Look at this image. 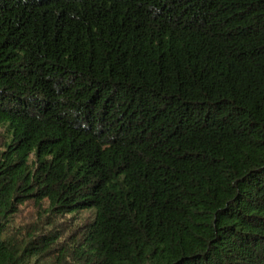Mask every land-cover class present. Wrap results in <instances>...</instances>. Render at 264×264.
Returning <instances> with one entry per match:
<instances>
[{"label":"trees","instance_id":"16d2710c","mask_svg":"<svg viewBox=\"0 0 264 264\" xmlns=\"http://www.w3.org/2000/svg\"><path fill=\"white\" fill-rule=\"evenodd\" d=\"M0 264H264V0H0Z\"/></svg>","mask_w":264,"mask_h":264},{"label":"rangeland","instance_id":"374dc122","mask_svg":"<svg viewBox=\"0 0 264 264\" xmlns=\"http://www.w3.org/2000/svg\"><path fill=\"white\" fill-rule=\"evenodd\" d=\"M32 213V208L31 207H24L23 211L21 214L18 215V217L15 219L16 224H25L30 221L29 217ZM83 216H88L87 212L83 213Z\"/></svg>","mask_w":264,"mask_h":264}]
</instances>
